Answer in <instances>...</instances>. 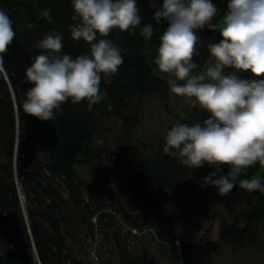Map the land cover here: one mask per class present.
Here are the masks:
<instances>
[{
	"label": "trees",
	"instance_id": "trees-1",
	"mask_svg": "<svg viewBox=\"0 0 264 264\" xmlns=\"http://www.w3.org/2000/svg\"><path fill=\"white\" fill-rule=\"evenodd\" d=\"M222 1L227 5L228 0L213 2L218 8V15L213 23L224 15L218 6ZM137 4L140 8L141 24L128 31L114 29L107 37L121 49L123 64L116 74H101L100 90L105 94V99L93 105L91 111L88 110L87 101L73 104L69 100L63 104L62 110L56 113L54 118L60 140L58 152L54 156L44 153V163L40 162L37 156L34 169L28 175L18 171L15 152L16 145L24 133L20 115L29 86L12 80L5 66L0 71V210H22L20 192L23 193L27 203L25 211L30 235L37 257L33 264H66L70 254V247L64 238L68 232L66 228L70 225L77 226L82 220H89L92 230L93 224L90 220L95 215L96 220L97 216L98 220L101 216L105 220L104 224L108 222L106 226L114 241L124 243L128 237L138 242L150 241L148 236L131 235L119 220L129 226L151 225L160 237L171 243L167 249L171 264H213L210 244L196 243L178 236L173 230L164 234L162 225L151 219L152 216H158L161 224L171 227L172 217L165 218L160 207V200L165 196L198 213L211 209L218 192L215 187L203 184L201 178L215 171L214 167L207 164L199 169L183 166L176 157L164 153V139L151 154L129 165L130 172L124 177L125 188L144 202L145 213L132 216L121 208L112 210L119 219L110 212L95 214L96 211L90 208V205L101 207L104 203L103 197L107 193L106 170H91L96 176L93 184L80 180L74 171L77 159L85 154V150H91V141L104 121L113 118L127 132L140 123L138 105L141 102L146 99H155L162 103L169 101L171 92L167 81L172 77L161 73L154 63L160 36L166 30L167 22L155 21L154 8L149 0H137ZM0 9L14 15L16 36L27 46L33 57L41 52L36 47L37 41L50 32H59L63 36L64 54L75 57L89 52L86 42L71 39L69 26L73 23L71 17L74 14L71 0H0ZM28 24L34 27L30 29ZM146 24L153 27V35L147 41L141 35ZM198 35L199 54L193 57V62L200 65L210 57L207 45L218 42L221 37L219 32L207 28L198 30ZM99 38L101 37L98 36ZM241 75L251 78L249 73ZM201 112L198 107H192L190 118ZM188 120L180 123H188ZM259 170L264 177V167L257 163L248 169L246 175L242 174L241 179H252ZM228 171L229 169L224 167L219 174L227 175ZM261 182L264 184V179ZM61 187L67 199L63 198ZM236 189L240 188L233 190ZM82 192L87 194L88 203L82 199ZM250 194L248 203L231 222H219V242L228 243L234 248H244L256 243L259 226L264 220V194L259 191ZM120 228L126 233L124 237L116 232ZM26 236L30 246L29 237L27 234ZM175 241L178 242L177 245ZM8 246V242L0 237V264H6L3 253ZM117 250L119 254H112L110 251L109 258L103 259L102 264H143L142 255L147 254L146 249L139 245H136L135 252L128 256L119 251V246ZM114 255H117V258H112Z\"/></svg>",
	"mask_w": 264,
	"mask_h": 264
},
{
	"label": "clouds",
	"instance_id": "clouds-1",
	"mask_svg": "<svg viewBox=\"0 0 264 264\" xmlns=\"http://www.w3.org/2000/svg\"><path fill=\"white\" fill-rule=\"evenodd\" d=\"M71 3V39L86 42L89 52L75 57L64 54L59 32L37 41L41 52L25 69L31 87L22 107L41 121L54 119L56 110L69 100L73 104L87 101L89 111L104 100L101 74H116L123 64L121 49L107 37L114 29L128 31L141 24L137 0ZM151 7L157 23L167 22L154 60L157 69L172 77L167 81L172 94L187 98L193 108L208 114L191 124H174L166 132L164 153L187 168L214 167L201 179L220 196L236 187L264 194L260 178L241 179L257 163L264 167V0H228L218 23H213L218 8L212 0H151ZM13 25L0 9V71L15 39ZM205 28L219 31L221 39L207 45L210 57L198 70L193 57L199 54L198 30ZM141 35L146 41L151 39L152 25L146 24ZM224 167L229 171L220 175Z\"/></svg>",
	"mask_w": 264,
	"mask_h": 264
},
{
	"label": "rangeland",
	"instance_id": "rangeland-1",
	"mask_svg": "<svg viewBox=\"0 0 264 264\" xmlns=\"http://www.w3.org/2000/svg\"><path fill=\"white\" fill-rule=\"evenodd\" d=\"M149 3L151 5V0H149ZM220 20L221 18L214 23H218ZM207 60L199 65L200 69L198 70H202L206 66ZM138 106L140 123L135 128L125 132L113 118L104 121L100 124V129L95 134L94 140L91 141V150H85V154L79 157L74 165V171L78 178L92 184L95 183L96 176L91 170H106L107 193L103 197L104 203L101 207L96 204L90 205V208H93L92 211H96L95 214L109 213L108 210L116 211L118 208L130 213L132 216L145 213L144 202L125 188L124 177L130 172L128 166L137 159L151 154L164 140L166 132L174 124L190 119L192 110V105L187 98L172 93L167 103L155 99H146ZM38 159L40 162H45L44 152H39ZM117 159L119 161H116ZM12 165L14 169L13 161ZM254 177L264 179L261 170L257 171ZM62 195L63 198L67 199L63 188ZM20 196L21 209L26 218L27 232L32 241L25 211L27 203L22 192H20ZM250 197L251 194L242 189L233 190L226 196L217 194L213 207L205 212L198 213L186 208L179 201L165 196L160 200V207L165 218L172 217L171 227L161 224L162 221L158 216H152L151 220L162 225L164 234L173 230L178 236L210 244L213 264H264V220L261 221L257 241L253 245L234 248L228 243H221L217 240L219 222L222 220L231 222L239 210L248 203ZM82 199L85 203H88V196L85 192H82ZM91 220L92 230L89 226V220H82L77 226L70 225L66 228L68 232L64 238L66 244L70 247L66 264L74 262L102 264L103 259L109 258L110 251L112 254L118 252V246L119 251L128 256L135 252L136 245L141 246L144 250L146 249V255L152 258L155 264H171L170 253L167 250L168 246L154 244L151 240L138 242L129 237L125 242L123 241L124 243L114 241L106 226L108 222L104 224V218L100 216L98 220L97 216L95 222ZM185 230H190V233H186ZM116 232L121 237L126 235L121 228L120 230L117 229ZM32 244L34 245L33 242ZM117 255L112 256V258H117ZM35 260L37 261L36 255Z\"/></svg>",
	"mask_w": 264,
	"mask_h": 264
},
{
	"label": "water",
	"instance_id": "water-1",
	"mask_svg": "<svg viewBox=\"0 0 264 264\" xmlns=\"http://www.w3.org/2000/svg\"><path fill=\"white\" fill-rule=\"evenodd\" d=\"M10 18L15 19L11 12H7ZM31 51L23 44V42L15 35V39L9 50L3 56L4 66L10 78L17 82H23L31 87L25 80V69L32 62ZM62 110H56L55 114ZM207 113L201 112L194 115L188 120V123H193L196 120L207 118ZM24 125L23 137L16 145L15 159L17 169L24 175L30 174L34 169V161L39 152H44L48 156H54L58 152L60 145L59 136L57 133L54 119L41 121L24 111L20 115ZM26 218L22 210L11 208L4 212L0 210V237L8 242L9 246L4 251V261L6 264H33L36 251L32 244L30 246L27 240ZM143 264H155L154 260L146 254L142 255Z\"/></svg>",
	"mask_w": 264,
	"mask_h": 264
},
{
	"label": "built area",
	"instance_id": "built-area-1",
	"mask_svg": "<svg viewBox=\"0 0 264 264\" xmlns=\"http://www.w3.org/2000/svg\"><path fill=\"white\" fill-rule=\"evenodd\" d=\"M215 0H212V2H214ZM226 2L222 1L220 3L219 8H221L223 10V12H225L227 10V5H225ZM108 212H110L112 215H114L115 217H117L119 219V217L117 216V214L112 211V210H108ZM92 221L95 222L96 221V215L92 216ZM119 223L125 227L131 235H136V236H148L151 240V242H153L154 244L158 243L157 245L160 244H164L165 246L170 247L171 243L169 241H166V239L160 237L156 231V229L151 226V225H144L141 227L138 226H129L126 225L124 222H121V220H119ZM175 244L177 245L178 242L175 241Z\"/></svg>",
	"mask_w": 264,
	"mask_h": 264
},
{
	"label": "crops",
	"instance_id": "crops-1",
	"mask_svg": "<svg viewBox=\"0 0 264 264\" xmlns=\"http://www.w3.org/2000/svg\"><path fill=\"white\" fill-rule=\"evenodd\" d=\"M186 233H190V230H185ZM192 233V232H191ZM183 237V236H182ZM192 241L194 242H197V243H200V244H204L202 242H200L199 240H196V239H191Z\"/></svg>",
	"mask_w": 264,
	"mask_h": 264
}]
</instances>
